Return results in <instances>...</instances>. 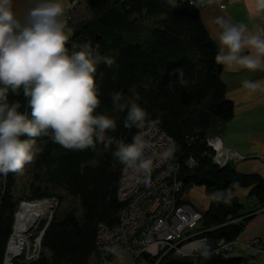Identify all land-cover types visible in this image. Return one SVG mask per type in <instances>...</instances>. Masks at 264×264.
Returning <instances> with one entry per match:
<instances>
[{"label": "trees", "instance_id": "16d2710c", "mask_svg": "<svg viewBox=\"0 0 264 264\" xmlns=\"http://www.w3.org/2000/svg\"><path fill=\"white\" fill-rule=\"evenodd\" d=\"M84 1L88 17L72 20L71 15L67 23L72 30L69 47L91 42L94 48L99 46L101 55L115 60L112 68L100 64L97 71L101 85V107L97 111L117 119V130L108 135L129 143L138 131L123 126L126 113L113 112L110 93L122 91L129 101L135 100L147 111L149 121L173 139L182 190L202 186L210 195L194 231L197 234L191 237L201 239L203 250L183 257L167 253L158 264H247L254 256L203 255L220 238L234 240L247 213L252 212L243 211L244 205L233 195V189L250 187L249 195L262 206L264 178L257 173H240L232 164L218 167L211 161L212 151L205 141L209 124L213 119L230 120L234 105L225 94L222 65L215 62L218 46L204 27L198 6L187 0H175L174 7L168 0ZM9 101L18 103V110L28 111L22 94L10 93ZM36 146L39 151L25 184L30 195L25 199L52 195L59 202L66 197L76 199L80 213L69 207L55 214L42 237V257L16 264H87L94 250L97 223L113 226L118 221L121 203L116 189L122 165L112 156L115 145L69 151L48 137H40ZM188 157L194 160L193 166L186 163ZM15 181L13 173L0 174V261L13 211L21 199L14 197ZM217 193L220 198L214 199ZM144 256L152 262L158 254Z\"/></svg>", "mask_w": 264, "mask_h": 264}, {"label": "clouds", "instance_id": "9594fccd", "mask_svg": "<svg viewBox=\"0 0 264 264\" xmlns=\"http://www.w3.org/2000/svg\"><path fill=\"white\" fill-rule=\"evenodd\" d=\"M21 15L14 0H0V174H23L39 151L37 139L48 137L69 151L108 149L125 169L144 174L151 161L144 157L147 142L138 131L125 143L108 135L117 130L115 115L98 112L101 85L97 81L100 64L112 68L113 57L101 55L91 42L69 47L71 29L61 0H29ZM175 6V0H168ZM203 4L204 0H193ZM212 3V0H208ZM256 14H264V0H254ZM211 38L218 45L215 62L226 69L264 71V25L249 28L225 18L215 20ZM250 93H264V80L244 79ZM23 95L28 111L9 101V94ZM114 113H126L123 126L141 130L148 120L147 111L122 91L110 93ZM165 153L164 156H169ZM231 197V193H228ZM219 199L217 193L213 197ZM209 253L205 251L203 255Z\"/></svg>", "mask_w": 264, "mask_h": 264}, {"label": "built area", "instance_id": "2783aa9c", "mask_svg": "<svg viewBox=\"0 0 264 264\" xmlns=\"http://www.w3.org/2000/svg\"><path fill=\"white\" fill-rule=\"evenodd\" d=\"M81 1L84 0H70L65 8L67 22ZM187 1L197 5L193 0ZM138 131L143 133L147 142L144 157L151 161V170L147 173L149 179L145 182L143 173L121 166L116 189L117 200L121 203L118 221L113 226L97 223L94 250L87 264H119L123 254L131 257V264L145 254H158L151 262L158 264L167 253L183 257L192 256L198 251L195 247L186 251L181 246L197 234L194 231L201 220V212L182 200L183 183L179 177V163L174 160L173 139L155 123H148ZM205 141L212 151L211 161L218 167L235 164L242 158L224 147L218 135L206 136ZM165 153L170 155L165 157ZM261 158L264 159V156ZM186 163L193 166L194 160L188 157ZM58 203L55 195L18 201L0 264L33 262L42 257V237ZM234 245V240L220 238L208 253L230 254L234 251ZM243 245L261 254L264 252V237H253ZM151 249H154L153 253Z\"/></svg>", "mask_w": 264, "mask_h": 264}, {"label": "crops", "instance_id": "0c3cea01", "mask_svg": "<svg viewBox=\"0 0 264 264\" xmlns=\"http://www.w3.org/2000/svg\"><path fill=\"white\" fill-rule=\"evenodd\" d=\"M69 2L70 0H61L64 8L68 7ZM29 6V0H14L18 14L22 15ZM198 11L210 38L211 33L216 31L217 18H225L237 24L244 23L249 28L255 24L264 25V14H256L254 0H212V3L204 0L203 4H199ZM213 42L219 48L218 43L215 40ZM220 77L226 88V97L233 102L234 114L228 121L211 120L207 134L219 135L224 147L242 157L237 163L232 164L238 172L257 173L264 178V159L261 158L264 156V93H250L242 85L244 79L264 80V71L230 70L222 65ZM249 189L250 187L236 186L232 191L243 203V211L252 212L247 213L248 218L234 238L235 248L230 255L249 254L254 256L249 260L250 264H264V252L256 254L246 250L243 245L250 238L264 237V205L257 204L255 198L249 195ZM189 190L182 195V199L203 212L209 202L205 189L202 186H192ZM191 243L187 244L186 249L197 247L198 250H203L200 243L199 245L192 243L189 246Z\"/></svg>", "mask_w": 264, "mask_h": 264}, {"label": "rangeland", "instance_id": "374dc122", "mask_svg": "<svg viewBox=\"0 0 264 264\" xmlns=\"http://www.w3.org/2000/svg\"><path fill=\"white\" fill-rule=\"evenodd\" d=\"M71 15H72V20H75L77 17L81 16L83 18H87L88 17V13H87V9L85 7V1H81L76 8H74V11L71 12ZM208 136H211V135H208ZM219 136V135H218ZM229 149V148H228ZM31 164L30 165H27L25 170H24V173L21 175V174H15V178H16V181H15V188H14V197L17 199V198H20L23 199L25 198L26 196H29L30 195V191L28 190V188L25 187V184L28 182V179L30 178V172H31ZM192 187V186H190ZM190 187L187 189L188 191H190ZM187 190H182L181 191V196L187 191ZM59 194L63 195L62 192H58ZM206 195L208 196V200H209V193H207L205 191ZM72 208V209H75L76 213L79 214L80 213V206H79V203L76 199H71V198H64L62 199V201H60L58 203V206L56 207V211L54 212V215H59L62 211L66 210L67 208ZM202 213V212H201ZM196 236V235H194ZM192 236V237H194ZM251 239V238H250ZM193 243L194 245H199V243H201V239L198 238V239H194V238H190V240H186L182 243V248L183 249H186L187 247V244L188 243ZM192 243L189 245L191 246ZM235 246V245H234ZM194 248V247H193ZM193 248L191 250H193ZM197 248V247H195ZM214 248V247H213ZM212 248V249H213ZM235 248V247H234ZM244 248L248 251H251L249 249H247L245 246ZM191 250H188L186 249V251H191ZM151 252L153 253L154 252V249H151ZM253 252V251H251ZM45 254H47L45 252ZM219 254V253H218ZM131 257L128 255V254H123L120 259H119V264H131ZM245 262H243L242 264H244ZM135 264H151V262L147 259L146 256H143L141 257L140 259H138ZM247 264H250L249 261L247 262Z\"/></svg>", "mask_w": 264, "mask_h": 264}, {"label": "bare ground", "instance_id": "6f19581e", "mask_svg": "<svg viewBox=\"0 0 264 264\" xmlns=\"http://www.w3.org/2000/svg\"><path fill=\"white\" fill-rule=\"evenodd\" d=\"M18 203V202H17Z\"/></svg>", "mask_w": 264, "mask_h": 264}]
</instances>
